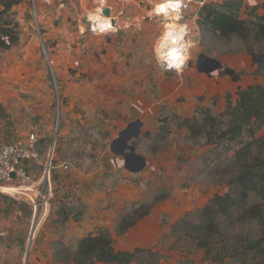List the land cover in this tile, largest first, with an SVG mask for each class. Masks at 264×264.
<instances>
[{
  "label": "crops",
  "instance_id": "1",
  "mask_svg": "<svg viewBox=\"0 0 264 264\" xmlns=\"http://www.w3.org/2000/svg\"><path fill=\"white\" fill-rule=\"evenodd\" d=\"M225 1L228 0H189L186 18L178 23L187 25L190 30L189 35L194 41V46L190 49L189 60L194 61L181 74L162 71L157 64L156 67L150 63L153 54L150 55L148 47L154 46L156 40L148 39L145 33H141L145 23L139 20L138 16L133 17L136 15L134 13L140 15L143 9L151 10L157 0H138L139 7L127 3L133 13L129 15V28L117 33L91 36V39L100 40V43L105 44L106 52L103 55L101 50L94 49L96 58L94 67L90 69L92 83L69 81L70 84L63 89L62 94L66 99L60 119L58 141L54 137L53 157L56 164L53 173L60 178V182L65 179L84 202L81 228L77 227L76 233L79 237L98 228L114 229L118 219L116 207L119 204L145 201L150 197L148 188L153 191L156 187L160 180V166L165 163L161 151L175 152L183 139L182 135L189 136V129L185 125L192 123L195 109H207L217 116L225 111L228 101L235 102L239 88L253 83L264 86L260 78L255 79L252 74L257 63H254L251 53L226 52L221 42L211 39L210 36L217 39L225 37L198 25L203 4L220 5ZM103 2L106 0L101 3ZM119 2L111 0V3H108L116 10ZM35 3L38 5L39 17L45 18H42V40L39 43L33 35H20V48L6 50L0 60V72L4 76L15 77L18 74L13 54L19 52L24 59L31 61L38 56L39 44L46 48V45L55 43V46L49 48L53 51L55 64L63 54L67 55L68 62L73 61L79 51V36L67 22V15H79L78 9L82 10L79 6L81 0H35ZM263 3L264 0H256L255 5L250 6L248 0H238L240 18L262 16ZM39 17L37 14V19ZM54 18H60L62 22L53 26ZM46 35L47 40L44 39ZM206 60H215L221 67L210 70L212 63ZM34 63L32 65L35 66ZM43 74L44 71L36 67L30 70L29 75L33 79L28 85V90L35 91V88L41 87L38 79ZM233 76L237 77V80H234ZM16 96L15 85L0 82V105L14 104ZM29 114L42 118L34 121L29 120V117L19 120L17 117H0V141L23 142L29 133H36L39 138V154L43 158L42 148L47 147L48 140H42L51 136V119L45 109H35L29 111ZM177 123L185 125L178 126ZM100 133L104 146H98L96 140L91 138L94 137L91 134L96 136ZM200 138L206 139L203 136ZM128 147L133 149L130 151ZM72 149L90 151L88 157H97V167L87 173L74 167L68 168V165H72L64 160V151ZM190 150L191 147L188 151ZM174 155L171 159H175ZM168 157L170 159V156ZM24 164L31 172L41 169L30 161ZM62 164H66L68 169H64ZM166 170L169 171L168 168ZM183 195L186 198L171 196L153 202L154 206L149 208L145 216L119 237H115L119 249L132 251L135 248L154 245L165 229L162 220H176L190 209L192 203L188 201L186 193ZM6 196L0 194V204L4 205L0 206V264H27L29 255H25L23 241L17 240L19 235L15 232V225L20 223L18 219H23L26 215L31 216L32 210L25 203H11ZM148 199L151 203L152 200ZM4 214H7L5 218ZM22 254L23 260L20 259Z\"/></svg>",
  "mask_w": 264,
  "mask_h": 264
},
{
  "label": "rangeland",
  "instance_id": "2",
  "mask_svg": "<svg viewBox=\"0 0 264 264\" xmlns=\"http://www.w3.org/2000/svg\"><path fill=\"white\" fill-rule=\"evenodd\" d=\"M137 1L138 0H129L126 3L121 1L115 11L124 9L126 13L124 18H126L125 16L130 18L133 13L131 12V6H129V4L127 5V3L137 6ZM81 2V4L78 3L82 9H78L79 15L75 17L67 15V22L71 25L73 32L79 36L77 39L79 51L73 61L70 60L68 62L67 55L64 56L63 54V57H58V60L55 61L57 63L55 64L52 58L53 51L49 49L55 46V43H51L49 46L46 45V48H42L39 44L37 50L38 56L31 61L24 59L19 52L13 54L18 67V74H16L15 77L4 76L0 72V82L2 84L15 85L17 95L14 104L11 103L10 106L8 103L5 106L0 105L1 118H8V116H10L14 119L17 117L16 119L18 120L27 117H29V120H40L42 116H31L29 114V111L32 112L35 109H45L48 117H50L51 125L50 123H48V125L51 126V136L48 138L45 137L42 140H48L47 147L42 148L44 149L42 151L44 157L48 152L47 150L52 148L53 145L55 147L54 137H56V139L58 138L61 128L60 119L66 99L62 94L63 89L66 85L70 84L69 81L74 83H92L91 80L93 76L90 69L94 67V60L96 58L94 49L101 50L103 55L106 52L104 43H100V40L91 39L93 35L87 31L80 32L83 30L81 25L85 24L89 15L92 14L91 16H95V11L93 10L96 8V2H98V0H81ZM92 2L95 3L96 6H94ZM99 2L101 4V1ZM106 2L111 3V0H106ZM15 4L16 5L13 4L14 6L12 5L11 7L0 6V16L7 20L9 26L16 25V31L18 33L17 43L8 50L20 48V35L25 37L33 35L40 43L41 40L37 35V20H39L38 25L41 29L42 37L44 31L41 28L42 18H44V16H42V18L41 16L39 17L40 13L37 11L38 5L36 3L35 7L39 17L37 20L34 19L31 0H17ZM152 13V8L149 11H144L143 9L140 15L134 13L136 15H133V17L138 16L137 18L139 20L144 21L145 27L143 28L144 31L142 30L141 33H145L148 39L155 38L157 41L165 28H167L164 27L167 24H163V19L161 18L159 20L157 17H154ZM248 16L252 17L251 15ZM54 21V24L52 23L53 26H57V23L59 24L62 22L60 18H54ZM171 21L177 25H181L176 22L174 17H172ZM210 37L213 40L215 39L221 42V46L226 52H247L249 47L254 51L251 53L252 56L254 54H264V40H256L252 35L247 43L236 35H230L224 39H217L212 35ZM44 39L47 40L48 36H44ZM149 45L150 44H148V46ZM148 48L152 56L153 45ZM44 49H46L47 56L43 52ZM5 53L6 50L0 51V60ZM152 57L153 60L150 63L156 66L157 62L154 54ZM193 61V59H190L189 62H187V66L191 65L190 63ZM33 63L35 66L32 65ZM35 67L36 69L43 70L44 74L38 79L40 83L39 86L41 87L35 88V91H30L28 90V85L32 82L33 77L29 74L30 70ZM252 74L255 79L257 77L260 78V81L264 84V65L257 64ZM99 77L100 76H97V78ZM9 81L11 83H9ZM35 82L37 83V81ZM61 82H63V84ZM48 99L50 101H48ZM45 102H47V104H45ZM203 111L202 109H195L192 123L195 118L200 117ZM177 125L184 126L185 124L177 123ZM185 126L188 128V125ZM223 128L224 125H218L216 128L212 129L209 134V141L200 138L201 136L205 137L203 132L194 134L188 130L190 133L189 136L186 137L182 135L183 139L180 141L175 152L161 151L163 155L162 160L165 163L160 166V180L157 185H155L156 187L154 186L155 188L153 191L148 188L151 192L148 198H150L152 202L150 203L147 198L145 201H130L124 205L119 204L116 207L118 209V219H116L115 228L111 230L98 228L81 237L76 234L77 227L81 228L80 223L82 221L81 216L84 212V202L76 194L73 187L65 182V179L60 182V178H57L55 173H53L54 168L51 172L50 185L44 186L45 192H50L46 205V213L44 214V207L40 206L34 219L31 211V216L26 215L23 219H18L20 223L18 222L17 226L15 225V228H17L15 232L19 235L17 240H22L24 244L27 242L29 232H31L30 241L34 233V228H37L35 229L34 239L31 242L32 249L29 253V261H27V264H78L77 248L79 240L88 235L94 236L104 231L111 237L114 249L120 250L116 239L120 235L118 233L120 221L126 223L131 222L135 216L143 214L146 210H149L150 207L154 206L153 202L162 201L171 196L183 197L184 193H186L187 199H189L188 201L192 203L190 209L181 217L176 218V220H168L169 222H166V220L163 219L162 225L165 226L163 234L157 239L154 245L144 248L149 249L151 253L144 252L139 254L133 264H214L202 261V251L194 250L195 246L191 241L193 232L190 228L182 232V227L178 225L175 226L176 228L174 227L175 229L173 231V226L184 217H187V219L192 222L197 221L199 209L205 205L213 194H224L228 192V182L240 169L241 164L248 161L258 152V146L264 138V128H262L258 130L254 136L244 133L233 141L219 140L218 133ZM91 136H94L91 138L96 140L95 143L98 146H104L101 133L96 136L91 134ZM190 147L192 150L188 151ZM64 152V160L72 165H68V168L74 167L79 170H85V173H87L97 167V157L95 156L96 158H94L92 156V159L88 157L90 151H74L72 149V151ZM96 153L98 154L99 151H96ZM173 155L175 159H171ZM168 156H170V159ZM54 164L56 163L54 162ZM167 168L169 171L166 170ZM134 182L137 183L138 181L134 180ZM4 191L8 192L11 190L6 188ZM29 193L31 197L35 199L34 202H36L38 198L35 196V193ZM22 197L23 198L16 200L10 195L6 196L11 203H25L28 208L31 207L30 210H32V205L30 204L32 199L28 197L25 198V196ZM184 198L186 197L184 196ZM5 203L6 201L4 204ZM0 206L2 207L4 205L0 204ZM3 210L1 209V211ZM43 214L44 216L42 217ZM6 216L7 214L3 215L4 218ZM38 222L40 224H37ZM237 230L245 234L249 233L250 236L253 237L257 234L258 227L255 222H250L238 226ZM20 259L23 260V254ZM19 264L22 263L19 262Z\"/></svg>",
  "mask_w": 264,
  "mask_h": 264
},
{
  "label": "trees",
  "instance_id": "3",
  "mask_svg": "<svg viewBox=\"0 0 264 264\" xmlns=\"http://www.w3.org/2000/svg\"><path fill=\"white\" fill-rule=\"evenodd\" d=\"M17 0H0V6L11 7ZM4 7V8H5ZM264 8V3H263ZM198 25L221 37L236 35L247 43L252 35L256 40H264V14L252 19H242L238 13V0H228L217 5L203 4ZM18 41L16 25L9 26L0 16V51L8 50ZM254 63L264 65V60ZM234 80L237 77L233 76ZM218 125L219 140L233 141L242 134L254 136L264 128V86L253 83L236 91L235 102H228L220 115H212L204 110L199 118L188 126L192 133L209 134ZM229 191L213 194L199 209L197 221L184 217L173 226L182 227V232L192 230V243L195 251H202V261L214 264H264V138L258 152L228 182ZM148 213L135 216L131 222H121L118 233H124L136 221ZM255 222L258 231L255 236L237 230L238 226ZM175 227V228H174ZM109 234L99 232L79 240L77 248L78 264H133L141 253H151L149 249L135 248L132 251L115 250Z\"/></svg>",
  "mask_w": 264,
  "mask_h": 264
},
{
  "label": "built area",
  "instance_id": "4",
  "mask_svg": "<svg viewBox=\"0 0 264 264\" xmlns=\"http://www.w3.org/2000/svg\"><path fill=\"white\" fill-rule=\"evenodd\" d=\"M32 1V9H33V15L34 19L37 20V11L35 7V0ZM120 2L123 1L124 3L128 2L129 0H119ZM181 9H180V19L176 20V22H181L186 18V12L188 11V3L189 0L181 1ZM109 10V15L107 17L108 21L111 22L113 28H115V31H106L103 33L94 32L92 30L93 28V21L89 18L85 22V24H82L83 30L80 32H89L92 35H100V34H111V33H117L120 30L127 29L131 26L130 18L124 15L126 14L124 9H121L119 11H115L112 9L109 4L104 2L102 7L99 11V17H105L104 16V9ZM154 17H157L159 20L162 18L163 21L169 22L170 20H166L170 17H164V16H157L152 13ZM150 17V16H148ZM164 23V24H167ZM37 35L40 40H42V34L39 26L37 25ZM44 48V47H42ZM44 54L47 56L46 49L43 50ZM189 60V59H188ZM183 68V70L187 67V62ZM160 68V67H159ZM161 69V68H160ZM182 73V72H181ZM177 73V74H181ZM38 136L36 133H29L25 139V141H12V142H2L0 141V194H6L10 195L14 199H20L23 198L22 196H25L32 199V202L30 201V204L32 205V213H33V219L35 218V215L38 211V208L40 206L44 207V214L46 213V205L48 202V198L50 196V192H45V185L49 186L51 182V172L55 168L54 164V145L52 148L47 150V154L44 158H42L39 154L38 150ZM30 161L32 163H35L39 168L41 169L38 172H31L29 171L26 166L25 162ZM64 169L67 168L66 164L61 165ZM3 187H12L19 189L17 191H3ZM29 192L35 193V196H37V201L31 197V194ZM39 196V197H38ZM42 215V217L44 216ZM42 221V219H41ZM40 221V222H41ZM37 224H40L39 222ZM35 229L34 233L32 234V238L30 239L31 232L28 234L27 242L25 243L24 252L25 255L28 256L31 252V242L34 239L35 235ZM1 235V234H0Z\"/></svg>",
  "mask_w": 264,
  "mask_h": 264
},
{
  "label": "clouds",
  "instance_id": "5",
  "mask_svg": "<svg viewBox=\"0 0 264 264\" xmlns=\"http://www.w3.org/2000/svg\"><path fill=\"white\" fill-rule=\"evenodd\" d=\"M250 6H254L256 0H248ZM180 0H157L153 3L152 12L157 16L180 19ZM93 21L94 32L103 33L106 31H115L110 21L102 19L99 16H90ZM187 25H175L165 28L158 40L153 46V54L158 67L162 71H175L181 73L190 57V49L194 46V41L189 35ZM187 37V38H186Z\"/></svg>",
  "mask_w": 264,
  "mask_h": 264
},
{
  "label": "water",
  "instance_id": "6",
  "mask_svg": "<svg viewBox=\"0 0 264 264\" xmlns=\"http://www.w3.org/2000/svg\"><path fill=\"white\" fill-rule=\"evenodd\" d=\"M104 15L108 16L109 15V10L106 8L103 11ZM248 51L250 53H253L254 51L248 47ZM202 57V56H201ZM255 57L257 60H264V54H255ZM209 63H212V65L210 66V70L216 69V68H220L221 64L215 60H206ZM228 71V69H226ZM127 149H129L130 151L133 149L132 147H128ZM137 159V158H136ZM141 167L143 166V164H140Z\"/></svg>",
  "mask_w": 264,
  "mask_h": 264
},
{
  "label": "bare ground",
  "instance_id": "7",
  "mask_svg": "<svg viewBox=\"0 0 264 264\" xmlns=\"http://www.w3.org/2000/svg\"><path fill=\"white\" fill-rule=\"evenodd\" d=\"M99 1H103V0H98V2H96V4H97V6H96V8L93 10V11H95V16H99V11H100V8L102 7V5L104 4V3H101L100 4V2ZM100 4V5H99ZM92 15V14H91ZM91 15H89V17L91 16ZM105 17H101L102 19H105V20H108V18H107V16L106 15H104ZM170 18H167L166 20H170V22H168L167 23V25H165L164 27H169V26H175V25H177V24H175L173 21H171V19H172V16H169ZM107 18V19H106ZM170 24V25H169ZM6 188H9L11 191H17V190H19V189H16V188H12V187H3V191L6 189Z\"/></svg>",
  "mask_w": 264,
  "mask_h": 264
}]
</instances>
